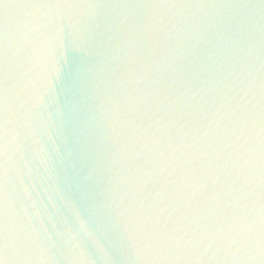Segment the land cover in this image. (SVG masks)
<instances>
[{
  "label": "water",
  "instance_id": "1",
  "mask_svg": "<svg viewBox=\"0 0 264 264\" xmlns=\"http://www.w3.org/2000/svg\"><path fill=\"white\" fill-rule=\"evenodd\" d=\"M0 32V264H264V0H0Z\"/></svg>",
  "mask_w": 264,
  "mask_h": 264
},
{
  "label": "snow or ice",
  "instance_id": "2",
  "mask_svg": "<svg viewBox=\"0 0 264 264\" xmlns=\"http://www.w3.org/2000/svg\"><path fill=\"white\" fill-rule=\"evenodd\" d=\"M3 36H5V34L0 32V40H2ZM0 104H2V101H0ZM0 112H2V108H0ZM0 121H2V116H0ZM8 245H9L8 234L6 231L0 229V252L5 250ZM150 245H151V241H149V246Z\"/></svg>",
  "mask_w": 264,
  "mask_h": 264
}]
</instances>
